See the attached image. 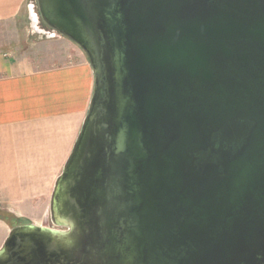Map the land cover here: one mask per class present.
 Listing matches in <instances>:
<instances>
[{
	"label": "water",
	"instance_id": "95a60500",
	"mask_svg": "<svg viewBox=\"0 0 264 264\" xmlns=\"http://www.w3.org/2000/svg\"><path fill=\"white\" fill-rule=\"evenodd\" d=\"M95 75L47 224L0 264H264V0H37Z\"/></svg>",
	"mask_w": 264,
	"mask_h": 264
},
{
	"label": "crops",
	"instance_id": "0c3cea01",
	"mask_svg": "<svg viewBox=\"0 0 264 264\" xmlns=\"http://www.w3.org/2000/svg\"><path fill=\"white\" fill-rule=\"evenodd\" d=\"M29 0H0V21L21 18ZM33 58L0 53V247L22 222L47 224L49 206L90 106L95 75L85 52ZM49 37V38H55Z\"/></svg>",
	"mask_w": 264,
	"mask_h": 264
},
{
	"label": "rangeland",
	"instance_id": "374dc122",
	"mask_svg": "<svg viewBox=\"0 0 264 264\" xmlns=\"http://www.w3.org/2000/svg\"><path fill=\"white\" fill-rule=\"evenodd\" d=\"M36 5V12L39 13L37 0H29V4ZM51 29L39 19V23L33 26L29 19V10L26 7L21 18L0 21V53H10L17 57L33 58L37 66H41L46 61H39L46 55H51L54 51H67V44L58 37L49 38L44 32ZM22 224H27L26 221Z\"/></svg>",
	"mask_w": 264,
	"mask_h": 264
}]
</instances>
